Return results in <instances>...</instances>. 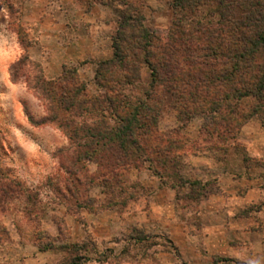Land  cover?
I'll return each instance as SVG.
<instances>
[{"label": "rangeland", "instance_id": "1", "mask_svg": "<svg viewBox=\"0 0 264 264\" xmlns=\"http://www.w3.org/2000/svg\"><path fill=\"white\" fill-rule=\"evenodd\" d=\"M133 1L155 45L176 23L187 33L192 20L217 19L209 16L213 5L180 12L174 0ZM120 10L99 0H0V264H74L75 257L79 264H264V104L262 119L250 97L230 99L220 116L204 112L201 99L184 113L164 88L153 89L142 62L126 93L133 103L161 98L155 131L142 140L156 148L119 162L114 149L98 151L100 165L94 157L77 161L75 143L60 128L30 122L47 115L32 87L39 72L51 80L63 64L76 66L89 93L100 90L94 71L112 55ZM201 63L195 69L208 70ZM196 84L202 97L215 98ZM163 163L177 170L164 175L185 177L170 196L169 180L154 171ZM209 167L214 183L199 190V201L188 198V181ZM227 168L236 182L224 192L216 175ZM243 176L256 179L237 182ZM209 193L216 196L209 200ZM209 226L226 227L241 245L228 248L218 236L212 246Z\"/></svg>", "mask_w": 264, "mask_h": 264}, {"label": "trees", "instance_id": "2", "mask_svg": "<svg viewBox=\"0 0 264 264\" xmlns=\"http://www.w3.org/2000/svg\"><path fill=\"white\" fill-rule=\"evenodd\" d=\"M99 1L121 9L119 26L111 40L112 55L98 61L94 71V83L100 90L89 93L77 67L65 64L57 78L47 80L39 72L32 84L45 103L47 115L40 121L29 117L30 122L52 123L60 128L75 143L77 161L94 157L100 165L104 158L98 151L114 149L119 162L156 148L142 140L155 131L161 98L156 105L143 100L133 103L126 93L139 78L142 62L150 70L153 89L164 88L177 106H184V113L193 110L187 108L188 102L198 103L201 99L208 105L204 112L220 116L222 106L230 99L250 97L257 101L255 112L262 119L259 112L264 104V0H174L173 7L180 12L213 5L209 16L216 15L217 19L214 25L209 19L192 20L187 33L176 23L178 28L159 45L153 43L152 33L144 25L141 4L133 0ZM199 60L208 70L200 64L195 69ZM218 62L223 68H216ZM199 82L215 96L212 101L200 95L196 84ZM165 148L161 149L169 151ZM154 171L160 179H171L173 188L177 187V180L182 181L181 175L176 179L172 176L177 171L174 165L169 171L163 163ZM167 171L172 175H164ZM188 184V198L199 201V190L207 184L198 179L189 180ZM77 258L74 264H79Z\"/></svg>", "mask_w": 264, "mask_h": 264}, {"label": "crops", "instance_id": "3", "mask_svg": "<svg viewBox=\"0 0 264 264\" xmlns=\"http://www.w3.org/2000/svg\"><path fill=\"white\" fill-rule=\"evenodd\" d=\"M209 174H204V173H202L201 175H199L198 174V180H202L203 181V183L204 184H207V182H209L208 184L209 185H211L212 183H214V178H216V177H212L213 179H211L210 177L211 176H213L212 174L214 173L213 171H212V174H211V172H210V167H209ZM206 173V172H205ZM210 174H211V176H210ZM208 175L210 176V177H208ZM182 176V179H184L185 177H184V175H181ZM204 176V177H203ZM216 176H218L217 178H219L218 180H221L222 182H223V189H224V192L227 190V188L228 187H231L232 186V184L233 183H235L236 182V179L235 178H231V172L229 171V169L227 168L225 171H222L219 175H216ZM254 178L256 179V177H245V176H243V178H241V180H237V182H240V183H242V182H247V181H253L254 180ZM156 178H153V180H155ZM233 179H235L234 181H233ZM152 180V179H151ZM169 182L171 183V179H169ZM207 184V185H208ZM208 185V186H209ZM249 189H251V190H253L254 188H252L250 185H249ZM190 190V189H189ZM251 190H248L245 194H243V195H241L239 198H241V199H244V198H247L248 197V195H249V193H250V191ZM172 192H175V191H173V188L171 187V185H167L165 188H164V194H167L168 196H170L171 194H172ZM208 196H209V200H211V198H213V197H215L216 195L214 194V193H209L208 194ZM244 210V209H243ZM232 214V211H231V208H228V207H225V216H227L228 218H227V220H229V218H230V215ZM211 216V219H213L214 217L212 216V214H210ZM234 215H236L235 213H234ZM233 215V216H234ZM205 216H208V215H205ZM236 220V219H235ZM226 224V226H227V223H225ZM229 224H230V222H229ZM228 224V225H229ZM203 226H205V224H204V222H203ZM206 227V226H205ZM209 228H210V230L208 231V233L205 235V239H206V241L208 242V241H212V246H216V242H215V240L218 238V236L222 239L223 238V240H227V246H228V248L230 247H232L233 245H235V246H237V245H241V243H240V241H238V240H240L239 239V237L235 234L234 235V239L232 238H230L229 236H228V234H227V232H226V230H228L226 227H217V228H215L216 230H213V226H209ZM224 228V229H223ZM222 240V241H223ZM187 243L190 245L189 247H188V249H190V247L193 249V250H195V251H198V249L195 247V245L194 244H191V242L188 240L187 241ZM183 248H185V247H183ZM220 252V251H219ZM214 254H217V251H215L214 252Z\"/></svg>", "mask_w": 264, "mask_h": 264}]
</instances>
